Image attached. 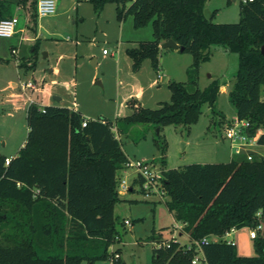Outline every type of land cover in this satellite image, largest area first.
Masks as SVG:
<instances>
[{"label": "trees", "instance_id": "obj_1", "mask_svg": "<svg viewBox=\"0 0 264 264\" xmlns=\"http://www.w3.org/2000/svg\"><path fill=\"white\" fill-rule=\"evenodd\" d=\"M89 2L96 13L106 4H115L118 20L131 16L135 29L151 26L153 40L129 50L134 71L145 59L158 70L160 47L169 40L193 57L188 81L170 82V103L156 109L145 108L137 100L129 103L132 114L120 121L122 133L136 125L161 129L198 123L202 107H214L222 87L221 81L214 80L199 88L200 66L210 60L213 46L239 57L229 95L237 118L250 122L252 136L264 128V0H242L236 24L213 23V14L207 19L208 0ZM11 4L0 0V21L12 18ZM19 4L26 10L27 30L35 32L37 0H19ZM37 48L36 42L34 53ZM34 53L20 65L34 67ZM26 122L28 135L18 154L8 165L0 155V264L108 262L111 247L122 237L120 227H125L115 216V207L122 202L118 172L128 161L114 124L87 120L68 108L36 104L29 106ZM160 142L156 140L162 152V182L170 196L166 205L188 235L191 249L179 242L160 249L153 245L152 264H192L198 254L194 242L212 237L220 240L202 245L206 264H264V237L258 233L253 239L254 257L238 256L235 245L223 240L231 229H256L264 219V159L248 161L238 156L225 164L167 170L165 143ZM258 144L264 146V136ZM159 239L154 235L148 240L163 244Z\"/></svg>", "mask_w": 264, "mask_h": 264}, {"label": "rangeland", "instance_id": "obj_2", "mask_svg": "<svg viewBox=\"0 0 264 264\" xmlns=\"http://www.w3.org/2000/svg\"><path fill=\"white\" fill-rule=\"evenodd\" d=\"M72 1L59 0L57 6L63 3L69 8ZM241 1L208 0L206 7L213 14V23H239ZM79 2V10L75 6L59 19L54 35L44 34L35 53L17 49L18 55L16 58L11 56L8 67L0 59V82L13 79L20 87L32 82L37 87L32 91V96H35L34 101L39 107L47 105L68 108L92 120L112 122L124 153L134 161L142 160L161 169L162 152L157 146V139L165 143V169H182L192 164H225L238 158L229 141L224 138L225 127L237 117L236 108L229 97L239 66L237 54L221 46H213L210 49V60L201 64L199 88L203 90L212 81L219 80L226 91L221 87L214 107L208 104L202 107L198 123L190 127L167 125L161 129L147 124L136 125L122 133L120 121L132 114L129 103L137 100L143 107L151 109L170 103L172 92L169 84L188 81L187 71L193 57L183 52L176 58L166 57L165 54L172 51H163L161 61L159 56L162 66H159L171 78L169 83L158 82L157 69L150 59L142 61L140 69L134 71L129 50L153 40L151 26L135 29L131 16L118 20L117 7L113 3L106 4L100 13H96L88 0ZM103 12L109 25L98 31L96 16ZM104 49L109 51L107 59H102ZM33 53L34 67L21 66L20 63ZM261 98L264 100V87L261 89ZM16 128V134L21 128L28 135L26 119L20 122L16 120ZM9 151L6 150V153ZM252 151L254 155L263 156L264 146L255 145ZM136 175L134 168H127L124 172H118L117 179L118 182L125 180L131 184ZM134 188L135 192L122 195V202L115 207V216L119 221L130 220L132 224L125 229L120 227L121 241L113 245L112 249L120 250L124 264H152L154 244L148 240L152 236H159V240L166 245L170 242H179L181 245L189 242L186 237L181 238L183 229L177 226L182 225L175 222L167 208L166 203L170 201L167 192L162 198L157 195L147 198L139 190L138 184ZM260 226L257 233L263 238L264 219ZM239 230L242 238L235 239L237 255L254 257V240L246 236L250 228ZM97 264L107 262L100 261Z\"/></svg>", "mask_w": 264, "mask_h": 264}, {"label": "crops", "instance_id": "obj_3", "mask_svg": "<svg viewBox=\"0 0 264 264\" xmlns=\"http://www.w3.org/2000/svg\"><path fill=\"white\" fill-rule=\"evenodd\" d=\"M10 1L12 3V6L10 8L9 17L18 18L19 25L17 27L16 34L12 38H0V59L3 61L2 64L7 67L9 66L11 56L16 58L18 55V54L16 55L12 54L13 49H18V50L21 49V51L27 50V51L34 52V49H32V47L34 46L36 42H37V46L39 47L40 40L44 37V34L46 36H52L55 34V29L57 28L59 19H61L62 16H65L66 14H68L71 8L77 6L79 10V7L81 6V2H79L80 0L79 1L73 0L69 8L67 7L66 4L61 3L60 5L57 6L55 14L52 15V17L50 16L51 18L45 17V18L37 19L36 30L35 32H32V31L27 30V14H26L25 8L19 4V0H10ZM206 9L208 10L207 7ZM210 14L212 13L210 12ZM104 15L105 14L103 12L101 15L96 16L97 17L96 18L97 19L96 20V30L98 31L102 27L104 29L106 26L109 25V21L108 19L105 18ZM83 21H84V18H82V22ZM120 29H121V26H120ZM24 39H26V41ZM165 50L166 49L161 48L160 61L163 57V51ZM170 51L172 52H168L169 54H165L166 57L171 56L173 58H176L178 57L179 53H182L179 50H174V49H171ZM50 52L51 51H49L48 53L49 55H50ZM108 56L109 54L108 55L103 54L102 59H107ZM120 59L121 58H119V61H118L119 66H120V61H121ZM159 65H161V63ZM158 72L160 73L162 72V78L158 79L159 83H162V82L169 83L171 81V78L169 77V75H167L166 71L164 70L162 71V68H159L157 70V73ZM222 89L223 91H226L225 86H223ZM32 91L33 90L31 89H26L25 91H23L20 85H18V83H16V81H14L13 79L3 80L0 82V155L2 154L1 156H4L8 159L15 157L16 155L14 154L16 153L18 154L20 149L26 143L27 135L25 132L24 133L22 132L21 128L19 130L20 132H17L16 134V130H17L16 120L17 122L18 121L20 122V120L26 119L27 111L30 106V101H33L34 104H37L36 101H34L35 96H32ZM37 98L39 100V97ZM139 98L141 99V96H139ZM43 99H45V96H43ZM43 107H47V105H42L41 108ZM84 118H86L87 120H92L90 117L85 116ZM13 127L15 128L14 130H13ZM23 128L25 129V124H23ZM26 131L28 132L27 122H26ZM1 144L3 145L1 146ZM6 150H11V151L6 153ZM124 171L126 170H122L121 172H124ZM120 198L123 199L122 195H120ZM241 233H242L241 230H237L235 233H232L225 238L226 240H231L235 242L236 238H240V237L242 238ZM180 236L181 238L186 237L187 239L186 241L189 242L188 235L183 233V234H180ZM246 236L249 237V239H251L249 234ZM120 241H121V238H120Z\"/></svg>", "mask_w": 264, "mask_h": 264}, {"label": "built area", "instance_id": "obj_4", "mask_svg": "<svg viewBox=\"0 0 264 264\" xmlns=\"http://www.w3.org/2000/svg\"><path fill=\"white\" fill-rule=\"evenodd\" d=\"M59 0H37V18H45L50 17L55 14L57 3ZM244 2H247V0H243ZM252 2L253 0H249ZM19 25V19L16 17H12L9 19H4L0 21V38H12L16 32L17 27ZM12 54L16 55L18 54L17 49L12 50ZM104 55H108L109 51L104 50ZM162 78V74L158 72V79ZM21 88L23 91L26 89L36 90L37 87L32 83H26L21 85ZM34 104L33 101H30V105ZM43 112L44 109H43ZM87 121L85 120L83 122V127H86ZM251 124L247 120H240L237 117L233 119L232 121L227 124V126L224 129V138L229 141L230 147L234 152V155L237 156H244L248 161H253L255 157L264 159V155H254V152L252 151V148L255 145L258 144V140L260 137L264 136V128H260L256 131L255 135L250 134ZM244 154V155H243ZM10 162V159H6V165H8ZM127 168H134L136 170V178L131 182V184H127L125 180H120L118 182V194L119 195H125L128 192H134L135 191V184H138L139 190L145 195V197L149 198L152 195H157L160 198H162L166 192L163 182H162V168H158L156 165H153L151 163L142 161V160H131L128 159L127 163L125 164V169ZM258 216H261L259 213ZM130 220H125L124 225L128 226L131 225ZM178 229H182V226L178 225ZM261 229V226L259 225L256 229H250L249 236L253 240L257 237V231ZM237 231L236 228L231 229L225 237L228 235L235 233ZM223 238L228 244L235 245L234 241L226 240V238ZM120 242V238H118ZM220 238L212 237V238H204L201 242L195 241L194 245L196 247V252L198 253L193 261L192 264H206L205 259L202 253V245L208 244L210 241H219ZM166 244H157L155 243L154 246L157 249H160L161 247H164ZM185 245L188 246V250L191 249L190 243H187ZM169 246V243L168 245ZM112 257L109 259L107 264H121L122 257L120 253L116 252V250L110 249Z\"/></svg>", "mask_w": 264, "mask_h": 264}, {"label": "water", "instance_id": "obj_5", "mask_svg": "<svg viewBox=\"0 0 264 264\" xmlns=\"http://www.w3.org/2000/svg\"><path fill=\"white\" fill-rule=\"evenodd\" d=\"M204 14H205V17L207 19H210L211 18V14H210V12L208 10L205 9ZM161 48L162 49H174V50H179L180 52H183V48H180L178 46V44H176L173 40H169L167 42H164L161 45ZM261 52L264 55V46L261 48Z\"/></svg>", "mask_w": 264, "mask_h": 264}]
</instances>
